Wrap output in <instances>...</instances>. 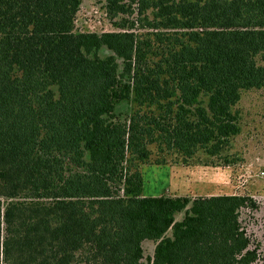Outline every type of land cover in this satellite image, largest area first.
I'll use <instances>...</instances> for the list:
<instances>
[{
  "label": "trees",
  "instance_id": "16d2710c",
  "mask_svg": "<svg viewBox=\"0 0 264 264\" xmlns=\"http://www.w3.org/2000/svg\"><path fill=\"white\" fill-rule=\"evenodd\" d=\"M82 1L0 0V264H264L251 198L142 193L148 163H235L264 0H104L103 33Z\"/></svg>",
  "mask_w": 264,
  "mask_h": 264
},
{
  "label": "rangeland",
  "instance_id": "374dc122",
  "mask_svg": "<svg viewBox=\"0 0 264 264\" xmlns=\"http://www.w3.org/2000/svg\"><path fill=\"white\" fill-rule=\"evenodd\" d=\"M104 0H83L76 15L79 32L103 33L113 30L103 11ZM241 132L234 138L229 154L235 163L213 166L198 156L183 167L169 163L142 168L143 196L206 197L218 195L247 196L255 208L241 212L240 220L251 246L264 254V90L244 93L237 106ZM153 150L152 160L160 156ZM181 215L177 220H181ZM144 257L151 256L153 244H143Z\"/></svg>",
  "mask_w": 264,
  "mask_h": 264
}]
</instances>
